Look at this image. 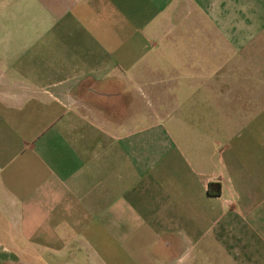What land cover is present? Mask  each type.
Listing matches in <instances>:
<instances>
[{
    "label": "crops",
    "instance_id": "1",
    "mask_svg": "<svg viewBox=\"0 0 264 264\" xmlns=\"http://www.w3.org/2000/svg\"><path fill=\"white\" fill-rule=\"evenodd\" d=\"M0 264H264V0H0Z\"/></svg>",
    "mask_w": 264,
    "mask_h": 264
},
{
    "label": "trees",
    "instance_id": "2",
    "mask_svg": "<svg viewBox=\"0 0 264 264\" xmlns=\"http://www.w3.org/2000/svg\"><path fill=\"white\" fill-rule=\"evenodd\" d=\"M211 186H212V184H211Z\"/></svg>",
    "mask_w": 264,
    "mask_h": 264
},
{
    "label": "rangeland",
    "instance_id": "3",
    "mask_svg": "<svg viewBox=\"0 0 264 264\" xmlns=\"http://www.w3.org/2000/svg\"><path fill=\"white\" fill-rule=\"evenodd\" d=\"M181 96V95H180Z\"/></svg>",
    "mask_w": 264,
    "mask_h": 264
}]
</instances>
